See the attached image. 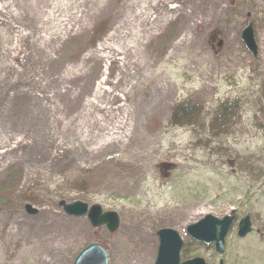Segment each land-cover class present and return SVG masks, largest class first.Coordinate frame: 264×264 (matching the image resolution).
I'll return each instance as SVG.
<instances>
[{
  "label": "rangeland",
  "instance_id": "374dc122",
  "mask_svg": "<svg viewBox=\"0 0 264 264\" xmlns=\"http://www.w3.org/2000/svg\"><path fill=\"white\" fill-rule=\"evenodd\" d=\"M120 37L133 56L104 57ZM59 200L115 211L118 228ZM232 209L223 254L186 234ZM160 227L178 232L181 261L264 264V0H0V264H72L93 242L108 264H154Z\"/></svg>",
  "mask_w": 264,
  "mask_h": 264
},
{
  "label": "water",
  "instance_id": "95a60500",
  "mask_svg": "<svg viewBox=\"0 0 264 264\" xmlns=\"http://www.w3.org/2000/svg\"><path fill=\"white\" fill-rule=\"evenodd\" d=\"M240 40L251 56L256 57L258 48L251 22H247L242 28ZM221 43V40H219L217 46H220ZM57 205L69 216L82 217L86 215L87 220L93 228L104 225L109 232H114L118 228V214L112 210L102 211L99 204L88 206L87 203L79 200L72 202L59 200ZM24 210L30 215L37 213V210L30 204H25ZM234 218V210H231L229 214L222 217L206 214L196 222L188 224L185 228L186 234L196 242L206 245L212 244L214 252L221 255L224 252L225 237ZM250 230L251 222L249 216H243L238 221L236 234L239 238H242ZM155 234L158 239V245L154 264H206L205 260L199 256L180 261L182 239L175 229L161 227L156 230ZM73 264H108L107 253L101 245L90 243L76 254L73 259ZM218 264H223V261L219 260Z\"/></svg>",
  "mask_w": 264,
  "mask_h": 264
},
{
  "label": "bare ground",
  "instance_id": "6f19581e",
  "mask_svg": "<svg viewBox=\"0 0 264 264\" xmlns=\"http://www.w3.org/2000/svg\"><path fill=\"white\" fill-rule=\"evenodd\" d=\"M178 9L182 10L183 7L179 6ZM143 20L149 21L148 16L145 15ZM122 38L123 37H120V39H122ZM134 38H135V41L137 43L139 37L137 35H134ZM116 39H119V37ZM101 48H102V50H105V49L107 50V51H105L104 57H111V56L119 55V54L127 55L128 52H131V56H133V53H135V46H134L133 42L127 41L124 39H122L121 42L116 43L115 45H113L112 43H105L104 45L101 46ZM139 71H140L139 69L136 70V72H139ZM119 122L122 125L127 126L128 125L127 115L123 116V118ZM114 132H116L118 134L119 138H121V134L118 131H114ZM123 136H125L126 139H129L130 133L127 134L126 132H124ZM127 238H128L127 234H120L118 237V240H119V242H124L127 240ZM35 254L37 256L36 260L38 259V262L40 264H56V260H53L52 258L46 259L41 252H36ZM138 263H139L138 258L131 254V256L123 259L119 264H138Z\"/></svg>",
  "mask_w": 264,
  "mask_h": 264
},
{
  "label": "trees",
  "instance_id": "16d2710c",
  "mask_svg": "<svg viewBox=\"0 0 264 264\" xmlns=\"http://www.w3.org/2000/svg\"><path fill=\"white\" fill-rule=\"evenodd\" d=\"M183 108H184V106H182V105H175L174 106V108H173V112L175 113V114H178V112H181V111H183ZM227 110H228V107H227V104H220L217 108H216V113H215V115H214V117H213V120L212 121H224L225 122V119L224 118H226L225 116L227 115L226 113H227ZM186 115H188L189 116V111H185V112H183V113H181L180 114V117H181V119H184L185 117L187 118L188 116H186ZM223 119V120H222ZM227 121V120H226ZM170 122H173V123H175V124H178L179 122L178 121H176V120H170Z\"/></svg>",
  "mask_w": 264,
  "mask_h": 264
},
{
  "label": "flooded vegetation",
  "instance_id": "af4514ba",
  "mask_svg": "<svg viewBox=\"0 0 264 264\" xmlns=\"http://www.w3.org/2000/svg\"><path fill=\"white\" fill-rule=\"evenodd\" d=\"M161 167V166H160Z\"/></svg>",
  "mask_w": 264,
  "mask_h": 264
}]
</instances>
